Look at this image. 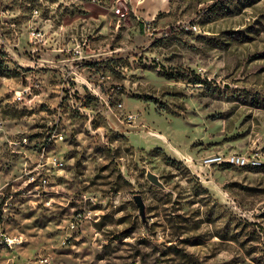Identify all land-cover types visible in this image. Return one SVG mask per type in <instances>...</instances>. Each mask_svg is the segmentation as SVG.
Returning a JSON list of instances; mask_svg holds the SVG:
<instances>
[{
    "label": "rangeland",
    "instance_id": "374dc122",
    "mask_svg": "<svg viewBox=\"0 0 264 264\" xmlns=\"http://www.w3.org/2000/svg\"><path fill=\"white\" fill-rule=\"evenodd\" d=\"M134 261L264 264V0H0V264Z\"/></svg>",
    "mask_w": 264,
    "mask_h": 264
},
{
    "label": "built area",
    "instance_id": "2783aa9c",
    "mask_svg": "<svg viewBox=\"0 0 264 264\" xmlns=\"http://www.w3.org/2000/svg\"><path fill=\"white\" fill-rule=\"evenodd\" d=\"M207 162L210 163H222V162H226V163H230V164H236L238 166H246L249 163H251L250 160H248L245 156H241V155H237V154H233V155H228L226 158L222 157H212L207 159ZM255 165L258 162H253ZM6 242H8V244H12V240L10 238L6 239ZM132 264H139L138 261H134L132 262Z\"/></svg>",
    "mask_w": 264,
    "mask_h": 264
},
{
    "label": "water",
    "instance_id": "95a60500",
    "mask_svg": "<svg viewBox=\"0 0 264 264\" xmlns=\"http://www.w3.org/2000/svg\"><path fill=\"white\" fill-rule=\"evenodd\" d=\"M147 177L148 179L155 185L164 188L165 185L164 183L161 181L159 175L153 171H148L147 173ZM134 199L137 203V205L139 206V211L141 216L143 217V219L146 218V204L145 201L143 199V196L141 194H136L134 195Z\"/></svg>",
    "mask_w": 264,
    "mask_h": 264
}]
</instances>
